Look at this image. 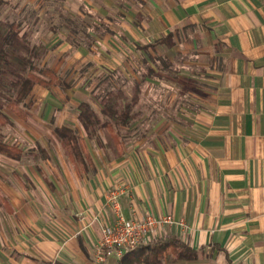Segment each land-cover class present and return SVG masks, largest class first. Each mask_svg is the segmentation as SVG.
<instances>
[{"label": "crops", "instance_id": "0c3cea01", "mask_svg": "<svg viewBox=\"0 0 264 264\" xmlns=\"http://www.w3.org/2000/svg\"><path fill=\"white\" fill-rule=\"evenodd\" d=\"M84 1L105 27L95 37L110 50V70L145 84L147 105L127 127L141 132L122 141L120 156L92 153L78 110L57 109L35 84L38 123L18 130L29 149L10 142L28 153H0V264H96L100 224L113 218L105 193L121 183L126 217L184 221L156 235L187 242L193 258L168 250L159 264H264V0ZM88 50L74 48L67 64ZM60 125L80 128L89 172L55 134L39 135Z\"/></svg>", "mask_w": 264, "mask_h": 264}, {"label": "trees", "instance_id": "16d2710c", "mask_svg": "<svg viewBox=\"0 0 264 264\" xmlns=\"http://www.w3.org/2000/svg\"><path fill=\"white\" fill-rule=\"evenodd\" d=\"M2 0H0V4ZM47 51L43 41L32 42L30 30H23L20 23L0 17V153L21 158L24 152L16 143L7 142L1 127L11 121L8 111L22 112L21 104L35 84L48 86L58 84L60 79L48 67H40ZM140 87L134 86V93L127 97L122 88L108 89L100 98V112L94 110L86 100L77 106V119L89 139L102 132L101 145L113 156L122 155L124 148L120 127L125 129L139 115L135 109L139 100ZM63 152L82 171L91 170L92 161L86 148L84 137L73 127H55ZM41 149L43 156L47 152ZM171 251L174 258H193L194 250L187 242L176 238L154 236L148 242L126 250L114 264H159L163 253Z\"/></svg>", "mask_w": 264, "mask_h": 264}, {"label": "rangeland", "instance_id": "374dc122", "mask_svg": "<svg viewBox=\"0 0 264 264\" xmlns=\"http://www.w3.org/2000/svg\"><path fill=\"white\" fill-rule=\"evenodd\" d=\"M91 1L93 2V0H89L90 4H93ZM0 17L19 22L22 31L30 30L32 42L43 41L47 46V50H53L49 57H46L45 53L40 62V67H55L60 82L55 86H44L41 89L43 94L47 92L50 95L51 101L53 100L52 102L57 109L66 107V109L73 111V109H77L76 104L85 99L94 110L100 112V98L106 90L119 87L130 98L134 93L135 85L140 87L139 100L135 109L147 105L145 104L147 101H143L140 95L142 88L145 86L142 81L126 78L123 73L110 70L108 60L110 50L100 51L99 48L105 45L101 44L95 37L96 32H104L102 29L105 27L101 25L100 28L95 25L98 17L84 0H2ZM64 41L70 43L72 48L69 50L62 49L61 44ZM80 46L89 49L88 52H85L87 58L73 64H67L68 53ZM55 50L57 51L54 52ZM94 55L105 58L103 63L93 61ZM30 98L29 93L22 102L21 107L30 113L32 112L34 117L22 119L18 117L17 113L8 111L11 121L1 127L4 139L7 142L23 140L21 146L25 149H29L31 142H28L27 139L24 140L18 130L21 123L37 125L38 122L35 119L38 116L40 107V105H33L34 102L29 101ZM76 130L81 132L78 127H76ZM138 130L120 127L122 141L126 142L128 136H134L141 132L140 129ZM40 131L39 135L42 138L54 136V134L58 137L53 127H47L46 130L43 128ZM87 141L92 153L100 152L112 156L111 152L101 145L103 141L101 131H99L96 138H87Z\"/></svg>", "mask_w": 264, "mask_h": 264}, {"label": "built area", "instance_id": "2783aa9c", "mask_svg": "<svg viewBox=\"0 0 264 264\" xmlns=\"http://www.w3.org/2000/svg\"><path fill=\"white\" fill-rule=\"evenodd\" d=\"M127 186L116 184L105 193V202L113 211V218L100 224V240L95 251V263L100 264L109 255L115 253L121 256L126 250L138 244L148 242L156 235L163 224H184L183 219L176 220L171 214L155 216L147 213L143 217H126L119 202V195L124 193Z\"/></svg>", "mask_w": 264, "mask_h": 264}]
</instances>
